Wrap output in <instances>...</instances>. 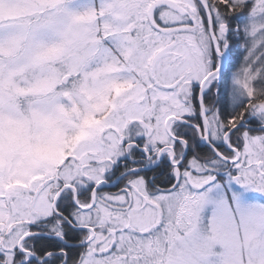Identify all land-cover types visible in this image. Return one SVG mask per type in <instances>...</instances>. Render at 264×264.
<instances>
[{
	"label": "snow or ice",
	"instance_id": "snow-or-ice-1",
	"mask_svg": "<svg viewBox=\"0 0 264 264\" xmlns=\"http://www.w3.org/2000/svg\"><path fill=\"white\" fill-rule=\"evenodd\" d=\"M0 264H264V0H0Z\"/></svg>",
	"mask_w": 264,
	"mask_h": 264
}]
</instances>
